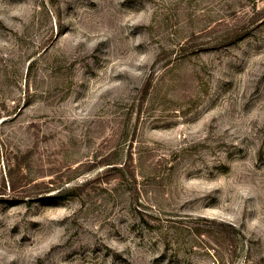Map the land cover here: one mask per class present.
I'll list each match as a JSON object with an SVG mask.
<instances>
[{
  "label": "rangeland",
  "instance_id": "obj_1",
  "mask_svg": "<svg viewBox=\"0 0 264 264\" xmlns=\"http://www.w3.org/2000/svg\"><path fill=\"white\" fill-rule=\"evenodd\" d=\"M0 264H264V0H0Z\"/></svg>",
  "mask_w": 264,
  "mask_h": 264
}]
</instances>
